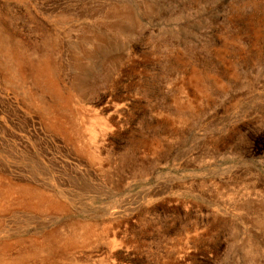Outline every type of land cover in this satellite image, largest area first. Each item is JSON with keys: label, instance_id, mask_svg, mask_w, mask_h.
<instances>
[{"label": "rangeland", "instance_id": "374dc122", "mask_svg": "<svg viewBox=\"0 0 264 264\" xmlns=\"http://www.w3.org/2000/svg\"><path fill=\"white\" fill-rule=\"evenodd\" d=\"M0 264H264V0H0Z\"/></svg>", "mask_w": 264, "mask_h": 264}]
</instances>
